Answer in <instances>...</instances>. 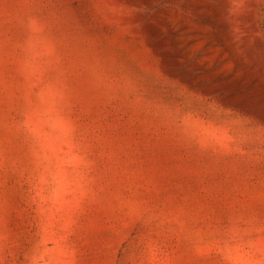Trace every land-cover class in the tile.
I'll use <instances>...</instances> for the list:
<instances>
[{
	"label": "rangeland",
	"instance_id": "obj_1",
	"mask_svg": "<svg viewBox=\"0 0 264 264\" xmlns=\"http://www.w3.org/2000/svg\"><path fill=\"white\" fill-rule=\"evenodd\" d=\"M0 264H264V0H0Z\"/></svg>",
	"mask_w": 264,
	"mask_h": 264
}]
</instances>
